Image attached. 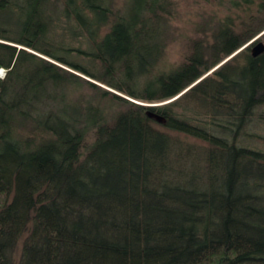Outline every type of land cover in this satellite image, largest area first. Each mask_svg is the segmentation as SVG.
I'll use <instances>...</instances> for the list:
<instances>
[{
  "label": "trees",
  "instance_id": "trees-1",
  "mask_svg": "<svg viewBox=\"0 0 264 264\" xmlns=\"http://www.w3.org/2000/svg\"><path fill=\"white\" fill-rule=\"evenodd\" d=\"M198 1L164 70L173 0H0V264H264V0Z\"/></svg>",
  "mask_w": 264,
  "mask_h": 264
},
{
  "label": "rangeland",
  "instance_id": "rangeland-1",
  "mask_svg": "<svg viewBox=\"0 0 264 264\" xmlns=\"http://www.w3.org/2000/svg\"><path fill=\"white\" fill-rule=\"evenodd\" d=\"M110 1L114 5L113 6L114 9L121 8L123 4L126 2V0H110ZM173 1L175 3L176 12L174 13V16L171 18V20L168 22L167 42L162 58L160 59L158 64V68L164 70L171 69L175 65L179 64L184 59L186 54L189 52L191 43L195 39H201L203 41L209 40L212 30L215 28L218 19L221 17L218 8L210 4L198 0H173ZM257 38H259L264 43V34L263 32H261L260 34L255 36L252 40H250L246 45L250 44V42L254 41ZM54 45L57 46L58 48H61L58 49V54L62 53L61 56L63 55L68 60H73L75 62H78L77 61L78 58H76L77 55H76V51H74V48H77L79 44L74 41H70L67 34L64 35L60 34L59 37H56ZM80 47L84 48V45H81ZM231 56L225 58L221 63L218 64V66L221 65L227 59H229ZM60 66L69 72H73L84 78L90 79L84 74L78 73L68 68L67 66L61 64ZM209 73L210 72H208L205 75H208ZM96 83L103 88L111 90L109 87L105 86L104 84H101L99 82ZM176 97L163 101L159 104L168 103L174 100ZM103 104L105 105L106 102H103ZM117 109L118 107L116 108V110ZM108 111L110 112V110ZM259 114H261L262 116L261 119H255L256 118L255 116L252 120V123L246 125V129L248 132L256 134L258 139L255 140V144L258 145V147L264 149V107L262 109V112H260ZM27 129H28L27 126L26 127L22 126L18 128V133L21 134L27 133ZM169 133L173 135H177L180 139H185V141L193 142L198 146L205 145L201 141L195 140L194 138L179 134L177 132L169 131ZM19 250L20 247L17 248V255L19 254Z\"/></svg>",
  "mask_w": 264,
  "mask_h": 264
},
{
  "label": "water",
  "instance_id": "water-1",
  "mask_svg": "<svg viewBox=\"0 0 264 264\" xmlns=\"http://www.w3.org/2000/svg\"><path fill=\"white\" fill-rule=\"evenodd\" d=\"M250 47V54L253 57H256L262 53H264V43L259 39H255L254 41L250 42L249 44ZM1 68V67H0ZM151 116H153L151 114ZM156 119L162 121L163 119L157 116H154Z\"/></svg>",
  "mask_w": 264,
  "mask_h": 264
},
{
  "label": "built area",
  "instance_id": "built-area-1",
  "mask_svg": "<svg viewBox=\"0 0 264 264\" xmlns=\"http://www.w3.org/2000/svg\"><path fill=\"white\" fill-rule=\"evenodd\" d=\"M0 71L3 72V75L0 76V79H3L5 77V75H6V69L1 68Z\"/></svg>",
  "mask_w": 264,
  "mask_h": 264
},
{
  "label": "snow or ice",
  "instance_id": "snow-or-ice-1",
  "mask_svg": "<svg viewBox=\"0 0 264 264\" xmlns=\"http://www.w3.org/2000/svg\"><path fill=\"white\" fill-rule=\"evenodd\" d=\"M3 75V72L2 71H0V76H2Z\"/></svg>",
  "mask_w": 264,
  "mask_h": 264
}]
</instances>
